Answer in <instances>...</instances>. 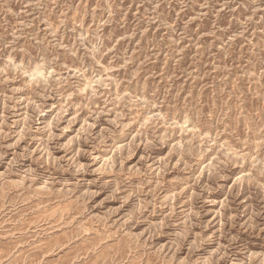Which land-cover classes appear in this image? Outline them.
Here are the masks:
<instances>
[{"label":"rangeland","instance_id":"374dc122","mask_svg":"<svg viewBox=\"0 0 264 264\" xmlns=\"http://www.w3.org/2000/svg\"><path fill=\"white\" fill-rule=\"evenodd\" d=\"M0 264H264V0H0Z\"/></svg>","mask_w":264,"mask_h":264}]
</instances>
